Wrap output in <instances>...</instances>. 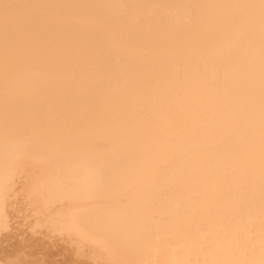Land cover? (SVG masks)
Here are the masks:
<instances>
[{
	"label": "snow or ice",
	"instance_id": "obj_1",
	"mask_svg": "<svg viewBox=\"0 0 264 264\" xmlns=\"http://www.w3.org/2000/svg\"><path fill=\"white\" fill-rule=\"evenodd\" d=\"M177 191L264 213V0H0V264H137Z\"/></svg>",
	"mask_w": 264,
	"mask_h": 264
},
{
	"label": "bare ground",
	"instance_id": "obj_2",
	"mask_svg": "<svg viewBox=\"0 0 264 264\" xmlns=\"http://www.w3.org/2000/svg\"><path fill=\"white\" fill-rule=\"evenodd\" d=\"M141 2L169 3H221L226 0H141ZM207 55H212L210 50ZM143 163V158L134 156L130 167ZM196 193L177 191L164 202L150 219L147 228L129 246L128 258L137 264H207L210 260L227 259L231 252L221 251L223 234L242 232L256 248L259 259L261 240L264 239V213L261 212L258 194L254 200L246 199L243 193L235 192L227 201L197 203ZM6 240L0 237V251ZM243 254H241L242 256ZM28 259L56 260L63 264L72 259L61 251L29 248Z\"/></svg>",
	"mask_w": 264,
	"mask_h": 264
}]
</instances>
